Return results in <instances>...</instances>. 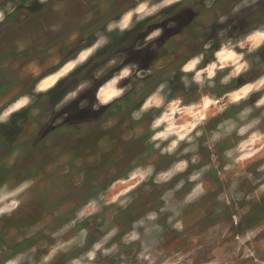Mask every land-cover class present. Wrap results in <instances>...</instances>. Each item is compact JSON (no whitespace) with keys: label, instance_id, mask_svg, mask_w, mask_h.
Returning <instances> with one entry per match:
<instances>
[{"label":"rangeland","instance_id":"374dc122","mask_svg":"<svg viewBox=\"0 0 264 264\" xmlns=\"http://www.w3.org/2000/svg\"><path fill=\"white\" fill-rule=\"evenodd\" d=\"M236 1L176 0L138 20L136 8L160 0H119L120 13L105 24L82 32L66 24L58 35L62 11L36 14L34 0H0V114L32 98L0 122V192L29 185L14 197L18 207L0 214V264H45L49 253L47 264H264V85L232 100L264 77V37L248 39L264 33V0ZM179 4L188 5L182 22L194 13L209 18L194 23L198 39L183 33L185 59L163 53L154 60L162 43L159 36L146 42L158 29L150 22ZM101 6L109 10L108 0ZM129 11L130 29L107 30ZM102 37L108 42L86 61L49 90L34 91ZM221 49L242 54L247 67L232 75L229 59L203 83L181 71L198 55L197 70L219 64ZM126 66L131 75L117 86L127 90L100 105L98 91ZM161 84L163 106L133 118ZM71 92L77 95L65 100ZM126 95L130 102L116 112ZM171 101H179L177 128L191 131L168 151L176 135L152 140L166 127L152 124ZM49 118L69 120L71 129L53 136L56 129L42 130Z\"/></svg>","mask_w":264,"mask_h":264},{"label":"clouds","instance_id":"9594fccd","mask_svg":"<svg viewBox=\"0 0 264 264\" xmlns=\"http://www.w3.org/2000/svg\"><path fill=\"white\" fill-rule=\"evenodd\" d=\"M176 3V0H160L159 4L153 5L151 8H148L146 4H141L138 8L135 9V13L138 14L137 18L143 19L146 15H152L155 12L159 11L160 9L172 5ZM134 13L132 11H129L125 13L121 20L119 22H113L109 23L107 26L108 31H112L113 29L118 28L121 32L130 29L132 26V17ZM0 19H2V16H0ZM162 29H156L152 33H150L146 37V42L151 41L153 38L158 37L161 35ZM256 37H264V33L257 32L254 34V36H250L248 39H255ZM108 41L106 38H101L98 40L95 44H93L91 47L82 50L78 57L75 60L69 61L66 63V65L58 72L56 75H53L46 79L43 83H40L36 86L35 92H45L49 90L51 87L55 85L59 77H62L66 75L69 70L76 67L78 64L83 63L86 61V59L93 54L99 47H101L103 44H106ZM243 47V45H241ZM217 58L220 61L219 64L217 63H211L206 68L197 70V65L201 62L202 56H194L187 60L181 68V71L183 73H190L194 72L193 80L197 83H203V80L206 77L211 80L216 75V69L220 68L223 69L226 66V61L231 59L232 63L236 65L235 71L232 73V75H236L240 73L244 68L247 67L246 62H241L243 60L242 54H237L235 52L229 51L228 55H224V50L221 49L220 52L217 53ZM131 75V68L130 67H124L120 70L118 75H114L103 87L100 88V90L97 93V99L99 101L100 105H106L113 101L114 99L122 96L124 92L127 90V85L124 87H118L117 85L119 82ZM182 80H184V77H181ZM228 77L224 78V81L227 82ZM261 85H264V77H262L256 84H249L245 86L243 89H241L239 92H235L232 94V100L234 102H238L241 98L246 97L247 94L252 91L254 88L258 89ZM83 88V86H81ZM164 89V85L161 84L155 92L152 93L151 96H149L144 103L141 105V108L138 112L133 113V118H136L139 116L140 113L149 110L152 107L160 108L164 104V98L161 95L162 90ZM77 95L76 92H71L68 94V96L65 98V100L74 98ZM32 102V98L29 96H23L20 99H18L12 106L5 109L2 114H0V122L7 121L8 118L16 111L21 110L24 107H27ZM170 107L168 110L164 111L159 117H157L152 124V128L156 129L159 128L162 124H166V127L163 131H158L152 136V140H167L168 137L172 134L176 135V139L171 141V144L169 146L168 151H171L172 149L176 148L179 141L184 140L188 133L191 131V128H185L183 130L178 129L175 124V116L180 111L178 105L179 101H171ZM260 104H264V99L259 101ZM94 107H97V105H94ZM195 125H193L194 127ZM244 129H241V132H243ZM187 164L186 162L181 163L177 165V170L183 171L186 168ZM197 177L193 176L192 179L195 180ZM29 185L27 182L22 183L15 189L11 191L6 192H0V214H3L5 212H11L12 210L16 209L19 204L20 200L16 199L14 197H17L21 192L24 191L25 188H27ZM196 190H202L200 185H197ZM177 227H180L178 224ZM52 253H49L46 255L43 260L45 264L52 258ZM7 264H16L15 260H9L7 261Z\"/></svg>","mask_w":264,"mask_h":264},{"label":"flooded vegetation","instance_id":"af4514ba","mask_svg":"<svg viewBox=\"0 0 264 264\" xmlns=\"http://www.w3.org/2000/svg\"><path fill=\"white\" fill-rule=\"evenodd\" d=\"M119 0H108V7L109 10L105 11L103 10V7L101 4L103 2H106V0H47L46 3L40 1V0H34L35 6H34V12L41 14L43 11H45L47 8L59 12L62 11L64 14L62 15V21H58L54 26V34H60L64 30V26L67 24L68 29L70 30H84L83 28L86 27L88 29L89 27L92 28L96 24H98L100 21L105 24L107 22V19H112L113 16H115V13H120V10H118V2ZM126 2H131L132 0H123ZM184 2V1H183ZM237 1L233 0L232 4H235ZM114 4L116 6V10L114 9ZM185 6V7H184ZM188 5H182L179 4L176 7L173 8V12H162L159 17H161L158 20H152L150 24H153L154 28L163 29L165 27L166 30H162L161 35L158 37L160 43H162V46H160L159 51L155 52L153 54L154 60L158 58L163 53L170 56L171 59H174L176 62L179 59H185V56H183L184 52L179 53V49H182L183 41L180 42L181 37H184L187 39H198V32L196 29V26H194V23H199V21L204 20L207 13H203L202 16L198 17V13L192 14L189 21L182 22V19L184 18L183 12L185 8H187ZM191 6V5H190ZM107 6H105L106 8ZM166 8V7H164ZM114 9V11H112ZM192 10V9H191ZM105 11V13H104ZM119 11V12H118ZM194 11V10H193ZM198 12V11H197ZM97 13H102L97 15ZM102 15V16H101ZM238 18V17H237ZM212 20V19H211ZM176 21L178 25H176L174 22V25H170L172 22ZM245 21V20H244ZM213 23H217L216 21H211ZM246 22V21H245ZM212 23V24H213ZM70 26V27H69ZM147 28V27H146ZM146 28H144V32L146 31ZM182 30H185L184 32H181ZM80 31V32H82ZM69 32V31H68ZM68 32L63 33L62 36H65ZM65 34V35H64ZM57 35V36H58ZM56 36V37H57ZM171 42L173 45L174 42H180V44H177V47H168V44ZM182 56V58H181ZM183 64L179 65V67ZM167 70V69H166ZM131 98L129 96L122 97L117 103H116V112L119 109H122L123 106L130 102ZM51 122H45L44 127L42 130H45L46 132L52 131L56 129L57 131L55 133H52L51 135L56 136L59 135V133L63 134L66 130H70L69 125L71 122L67 120L66 123H59L55 122L52 118H49ZM61 126V127H60Z\"/></svg>","mask_w":264,"mask_h":264},{"label":"bare ground","instance_id":"6f19581e","mask_svg":"<svg viewBox=\"0 0 264 264\" xmlns=\"http://www.w3.org/2000/svg\"><path fill=\"white\" fill-rule=\"evenodd\" d=\"M201 176H202V175H201ZM124 183H125V182H124ZM124 183H123V184H124ZM121 184H122V182H121ZM125 185H126V183H125ZM182 195H183V194H182ZM179 198H180V197H179ZM196 199H197V198H196ZM187 203H188V202H187Z\"/></svg>","mask_w":264,"mask_h":264}]
</instances>
